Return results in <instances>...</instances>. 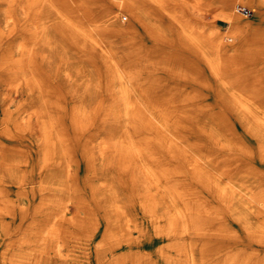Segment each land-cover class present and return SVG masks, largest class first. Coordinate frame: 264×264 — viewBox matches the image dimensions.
Wrapping results in <instances>:
<instances>
[{
	"label": "bare ground",
	"instance_id": "6f19581e",
	"mask_svg": "<svg viewBox=\"0 0 264 264\" xmlns=\"http://www.w3.org/2000/svg\"><path fill=\"white\" fill-rule=\"evenodd\" d=\"M31 1L4 0L0 8V133L9 141L0 179L23 187L39 176L32 188L39 199L27 225L21 205L16 228L0 231V264H46V256L58 264H129L128 257L130 264H215V255H224L220 264H264V80L237 69L241 56L264 58V0H42L35 13ZM240 2L255 6L260 22L242 15ZM200 12L225 19L228 33L204 29ZM14 21L25 37L4 47L16 35ZM141 29L156 46L136 38ZM101 30L113 32L109 46L97 38ZM141 69L182 81L141 80ZM52 73L70 78L77 135L100 116L97 153L86 161L103 177L89 195L73 180L78 161L54 112L62 93L54 96L46 83ZM10 87L26 94L15 118ZM30 135L37 166L34 146L12 145ZM124 176L137 193L121 188ZM7 188L0 211L13 212ZM65 195L80 199L70 219Z\"/></svg>",
	"mask_w": 264,
	"mask_h": 264
},
{
	"label": "rangeland",
	"instance_id": "374dc122",
	"mask_svg": "<svg viewBox=\"0 0 264 264\" xmlns=\"http://www.w3.org/2000/svg\"><path fill=\"white\" fill-rule=\"evenodd\" d=\"M42 0H32L30 3V8L32 13H35V10L38 8L39 4L41 3ZM61 2H73V0H58ZM108 3V0H105ZM4 0H0V8L3 6H6L3 4ZM39 2V3H38ZM17 5V4H16ZM61 7L64 8L65 7V3L62 4L60 3ZM241 6H245L247 8H249L251 11L249 13L244 12L241 10ZM237 8L240 9L241 14L246 16L248 19H251L253 23H258L260 22L259 16H258V9L255 8V6H250L244 3H238L237 4ZM264 10V7L262 8ZM72 12V11H71ZM15 13V12H14ZM206 14V15H205ZM34 15V14H33ZM1 16V15H0ZM204 16V17H203ZM215 16V17H214ZM16 17V15H15ZM198 18L200 19V21L203 23V28L206 30H209L210 27H214L212 28V33L213 34H217V33H222V34H227L228 30H229V24L227 23V21L223 18H221L219 15H216L213 13H207V12H200L198 14ZM129 16L127 19H124V22L128 23L129 22ZM258 20V21H257ZM264 23V20H263ZM14 32L16 33V35L10 37L9 39H7L4 42V47L9 46V42L10 40H14L17 38H24V33L22 32L20 23L18 21H14ZM16 25V27H15ZM22 33V34H21ZM100 34V35H99ZM97 36V38L99 39V41H101L102 46L106 47L109 46L107 45V37L111 38L114 36L113 32L111 30H101L99 32ZM100 36V37H99ZM136 38L144 44L145 47H153L156 46L157 44L155 43V41L149 37L144 30H138L137 34H136ZM15 40V41H16ZM229 52H232L236 49V47L234 45H227ZM226 47V48H227ZM162 52H166V53H171V52H176V48H172L171 47H164L162 49ZM59 53L60 50L59 49H55L53 52V55L56 57V59H59ZM188 53V52H185ZM241 62L242 65H240L237 69L238 70H242L244 72H248L249 77H258L262 76L261 78L264 80V58H253V57H243L241 56ZM58 62V61H56ZM87 69H90V65L85 64ZM101 71H104L103 67H100ZM206 70V74L209 80H213L212 78V74L209 71V69L205 68ZM262 74V75H261ZM149 77H161L166 79L167 81H182L176 78L171 77L170 75H168L166 72L161 71V70H148V69H141V73L139 72L138 74V78L141 80H145ZM46 78V83L50 86V88L52 89V92L54 94V96H58V94L62 93V98L61 100H59V103L61 104V107H57L54 108V112L56 115L59 116V119L61 120V123L63 125L64 128V133L65 136L67 137V139L70 140L71 144H72V151H73V155L74 157L77 159L78 163L73 164L72 168L74 171V181L77 182L76 184L78 185V191H82L83 193L89 195V193H91V189H92V183L95 181H98L100 178L103 177L102 173H95L94 169L92 167H90L89 164H87L86 161V155L93 153H97V149H98V142L101 139V135H102V126H101V121H100V116H93L91 119V122L88 126H86L85 128H83L80 131V134L77 135L75 133V129L73 127L72 124V120H71V116H70V110L73 107L75 100L72 98L70 92H68L67 87L68 85H70V78L67 77L66 75H62V74H55L52 73V75H48L45 77ZM69 78V79H68ZM176 79V80H175ZM190 85H192L190 83ZM8 95H9V107L11 110V113L13 114L14 118L17 114H19V110L22 109L23 105H24V101H25V97L26 94L22 93L21 90H17L15 88H9L8 90ZM2 116V109L0 108V119ZM23 116V115H22ZM66 118V119H65ZM97 124V125H96ZM39 132L37 131L36 134H38ZM32 135L30 136H24L21 139H18L17 141L13 142L12 145L16 146V147H20L22 149H25V147L30 145L34 148V158L31 159L32 163H34V166H37V157L36 156V147H37V141L35 138H33V142L30 139ZM2 135L0 133V158L2 156V150L3 147L5 146V144L7 145V142H9L5 136H4V140L2 139ZM88 147V148H86ZM88 149V150H87ZM89 151V152H88ZM117 176H122V173L119 171L117 174ZM39 176L34 175L33 177L29 178L25 184V186L23 187H19L15 184H11L8 182H5L3 180L0 179V189L4 188V187H8V194L7 197L15 202L17 205V207H14L13 212H4V211H0V231H2L3 229H5V227H9L10 229H15L16 226L19 224L20 222V215H21V211H22V206L26 208V210L28 209V213L30 215L29 218H27V220L25 221L24 225H27L31 220H32V212L33 209L38 201V193L37 192H33L34 188L36 187V185L38 184V179ZM123 177V176H122ZM34 187V188H33ZM33 188V189H32ZM121 188L126 191V192H138L139 190L135 187H133L131 185V182L129 181L127 176H124L123 180H122V184H121ZM25 190V194L22 196L20 195L21 191ZM32 193H34L35 195H33ZM34 196V197H32ZM2 198L1 194H0V199ZM80 199H75L73 202H70L69 197L67 195L64 196V204H65V210H66V218L70 219L72 218L75 214H76V207L75 205H78L80 203L79 201ZM82 201V200H81ZM20 203V204H18ZM35 204V205H34ZM19 205V206H18ZM22 205V206H21ZM89 207H87L85 210H91V205H88ZM29 207V208H28ZM16 210V211H15ZM32 211V212H31ZM12 213V215H11ZM82 214V213H81ZM95 214L97 216H100L98 212H95ZM5 225V226H3ZM3 227V228H2ZM7 229V228H6ZM102 227H100L99 231L97 232V234L90 240V247L95 248L96 245V240L98 239V237L100 236V231H101ZM136 235H139V232L136 231ZM149 238H153L151 235L148 236ZM154 239H150L149 242H153ZM145 242V240L143 241V243ZM143 249L147 248L149 250L150 253H152V255H155L156 250L155 247L152 246H146L145 244L143 245ZM150 247V248H149ZM123 249H127L126 246ZM142 250V249H141ZM119 251V250H118ZM145 251V250H144ZM47 258H49V260L46 262V264H56L55 262L58 260V258L56 257H52V256H46ZM224 258V255H215L214 256V262L215 264H220L222 262V259ZM0 259H2V254H0ZM140 260L143 263H146V261L148 260V255L146 254H141L140 256ZM238 260V258H237ZM97 259H91L92 263H97L96 262ZM127 261L130 263H132V259L130 257L127 258ZM228 264H233L232 263H228Z\"/></svg>",
	"mask_w": 264,
	"mask_h": 264
},
{
	"label": "built area",
	"instance_id": "2783aa9c",
	"mask_svg": "<svg viewBox=\"0 0 264 264\" xmlns=\"http://www.w3.org/2000/svg\"><path fill=\"white\" fill-rule=\"evenodd\" d=\"M242 11L249 13L251 10L245 6L240 7Z\"/></svg>",
	"mask_w": 264,
	"mask_h": 264
},
{
	"label": "crops",
	"instance_id": "0c3cea01",
	"mask_svg": "<svg viewBox=\"0 0 264 264\" xmlns=\"http://www.w3.org/2000/svg\"><path fill=\"white\" fill-rule=\"evenodd\" d=\"M55 263L58 264V261H56Z\"/></svg>",
	"mask_w": 264,
	"mask_h": 264
}]
</instances>
